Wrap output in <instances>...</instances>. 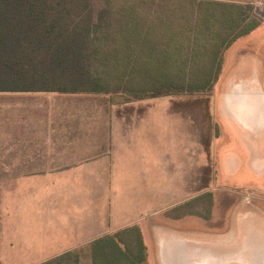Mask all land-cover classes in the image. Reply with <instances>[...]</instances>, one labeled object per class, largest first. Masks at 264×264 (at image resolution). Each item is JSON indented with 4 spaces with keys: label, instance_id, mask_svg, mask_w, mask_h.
Returning a JSON list of instances; mask_svg holds the SVG:
<instances>
[{
    "label": "crops",
    "instance_id": "obj_1",
    "mask_svg": "<svg viewBox=\"0 0 264 264\" xmlns=\"http://www.w3.org/2000/svg\"><path fill=\"white\" fill-rule=\"evenodd\" d=\"M246 86L254 95V85ZM143 101L119 103L89 93L0 94V264H16V254L54 256L33 263L42 264L132 226L141 231L149 255L156 250L166 264L170 259L173 264H264V246L253 247L249 257L240 252L224 258L205 255L182 238L168 239L173 221L210 222L212 205L202 198L213 196L209 185L218 183L215 176L252 177L257 168L264 174V166L253 165L252 132L236 120L228 102L225 110L233 120L220 124L212 103L172 100L166 119L173 123L170 116L183 117L195 145L194 155H177L173 138L161 145L158 123ZM218 111L223 116L224 110ZM168 131L170 138L174 125ZM197 201L194 209H185ZM235 218L208 232L229 229ZM32 224L36 230L30 235ZM40 231L46 235L38 238Z\"/></svg>",
    "mask_w": 264,
    "mask_h": 264
},
{
    "label": "trees",
    "instance_id": "obj_2",
    "mask_svg": "<svg viewBox=\"0 0 264 264\" xmlns=\"http://www.w3.org/2000/svg\"><path fill=\"white\" fill-rule=\"evenodd\" d=\"M256 0H0V94L89 93L119 103L209 102ZM47 263L151 264L137 226Z\"/></svg>",
    "mask_w": 264,
    "mask_h": 264
},
{
    "label": "rangeland",
    "instance_id": "obj_3",
    "mask_svg": "<svg viewBox=\"0 0 264 264\" xmlns=\"http://www.w3.org/2000/svg\"><path fill=\"white\" fill-rule=\"evenodd\" d=\"M255 6L258 15L264 19V0H256ZM247 62L248 64L250 63V66H245ZM249 84L250 87L254 85L252 87L253 92H258L262 98V115L264 116V22L258 30L237 41L228 51L223 73L215 88V94L210 97L209 102L203 101V97L200 96H174L171 98L147 100L142 103L148 108H151L149 118H152L158 123L161 145H168L169 141L170 143L172 142L171 138H173L177 155L180 153L183 155L192 153L194 155L195 145L185 133L189 125H186L184 118L180 115L170 116V119L174 120L173 123L166 119L167 108L170 104L173 105L171 101L173 100L177 105L183 103L191 105H203V102L212 103L217 114V120L221 124L222 120H233L232 116L225 110V103L229 101L233 90L237 86ZM249 89L251 90V88ZM219 109L224 110L223 116H221L222 112L218 111ZM173 125L175 133L170 135L169 138L168 128ZM201 125L203 126V120ZM222 129L225 130L226 126L222 127ZM247 133L245 137L249 142H252L250 140V133ZM251 134L255 137V142L253 144L251 143L252 147L250 150L249 147H244L246 151L249 150L251 154L256 157L253 165L262 167L264 166V159H261L262 156H264V124L262 126H257ZM217 142L218 141L215 142V151L220 149V145ZM205 145L208 147L209 142L207 141ZM244 145L247 146L246 143H244ZM209 151L210 150H207V152ZM218 163L220 164L217 160L216 164ZM211 165L212 162L210 160L209 166ZM237 165V161L233 163V167H237ZM257 170H259V173H255L252 177L250 175L248 176L246 173L233 177H226L224 175L215 176L216 181L219 178L218 183L212 186L209 185L210 189H214L211 190L213 193V200L212 197L210 198V195L209 197L202 198L204 204L212 205V211L208 212L212 215L210 222L199 224L201 221L196 217H191L187 220L190 224L186 221L185 225L178 220L177 222L173 221L170 223V228H168V239L182 238L188 246L203 251L205 255L210 254L215 257L226 258L240 252H243L242 254L245 255V257L253 255L255 252V250H253L254 248L264 246V174L261 168H257ZM250 174L252 175V173ZM208 176H210L209 171L207 172V177ZM198 202L199 201L193 202L191 206H186L185 209L189 207L194 209ZM234 216L236 218L229 226V229L227 228L221 232L215 233L208 232V230L214 231L217 227L227 225ZM172 219L174 220V218ZM35 225L36 224H32L33 230L29 232L30 235L31 233H35ZM17 233L26 234L27 232L17 231ZM44 235L46 234L40 231L37 237H44ZM148 240L153 246L154 242H152L151 238ZM14 256L16 258V264H33L36 261H45L54 257L45 254L25 256L16 254ZM165 259L166 258L163 256L162 261L156 250L154 254L150 255L151 264H166ZM197 262L188 264H204L201 261Z\"/></svg>",
    "mask_w": 264,
    "mask_h": 264
},
{
    "label": "bare ground",
    "instance_id": "obj_4",
    "mask_svg": "<svg viewBox=\"0 0 264 264\" xmlns=\"http://www.w3.org/2000/svg\"><path fill=\"white\" fill-rule=\"evenodd\" d=\"M248 88L246 85L237 86L233 90L228 103L236 120L246 131L252 132L257 126L264 124L263 101L258 92H255L252 96L249 95L247 93ZM166 257L170 258V254ZM170 263L173 264L171 259Z\"/></svg>",
    "mask_w": 264,
    "mask_h": 264
}]
</instances>
